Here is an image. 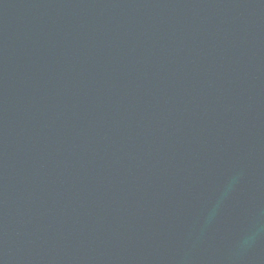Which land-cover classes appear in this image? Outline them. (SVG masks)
Segmentation results:
<instances>
[{
  "label": "water",
  "instance_id": "1",
  "mask_svg": "<svg viewBox=\"0 0 264 264\" xmlns=\"http://www.w3.org/2000/svg\"><path fill=\"white\" fill-rule=\"evenodd\" d=\"M0 264H264V0H0Z\"/></svg>",
  "mask_w": 264,
  "mask_h": 264
}]
</instances>
